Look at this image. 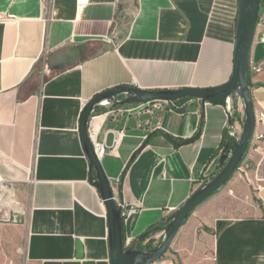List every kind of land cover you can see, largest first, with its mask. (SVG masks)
<instances>
[{"label":"crops","instance_id":"crops-1","mask_svg":"<svg viewBox=\"0 0 264 264\" xmlns=\"http://www.w3.org/2000/svg\"><path fill=\"white\" fill-rule=\"evenodd\" d=\"M237 18V0H0V179L24 210L18 224L0 222L1 258L22 237L26 264H110L107 211L79 132L86 104L120 86L226 84ZM254 66L264 68L256 39ZM249 87L264 113V71L251 70ZM168 104L101 107L90 124L108 149L101 162L118 200L135 209L125 221L128 247L163 226L168 209L212 179L233 147L223 104H207L203 124L200 102ZM232 108L240 133L244 105L234 97ZM145 143L120 198L126 165ZM250 160L247 176L236 174L199 207L156 264H264V149Z\"/></svg>","mask_w":264,"mask_h":264},{"label":"water","instance_id":"water-1","mask_svg":"<svg viewBox=\"0 0 264 264\" xmlns=\"http://www.w3.org/2000/svg\"><path fill=\"white\" fill-rule=\"evenodd\" d=\"M261 4L262 0H237L238 18L235 63L231 79L226 84L208 89L184 88L163 91H145L134 86H120L97 95L86 104L80 117L79 132L84 152L90 163L89 182L97 188L107 211L110 264H156L160 262L169 252L189 217L235 178L238 167L249 154L250 143L257 128L249 78L251 74V54L255 43ZM234 97L239 98L245 110V119L240 133L237 132V119L232 108ZM185 99L201 103L203 108L201 124H203L205 119V106L207 104H223L228 114L227 131L230 134L233 147L228 149V154L222 163V167L215 176L201 185L182 207L166 219L163 226L147 231L128 247L125 240L126 220L123 215V208L119 206L115 189L104 171L101 159L95 153L90 134L91 121L104 102H109L111 107L121 108L133 104L175 103ZM167 136L170 138L168 134ZM171 140L175 143L174 139L171 138ZM193 141L194 139H191L188 142L192 143ZM146 147L147 143L133 155L126 165L117 192L120 198L125 175L129 167L135 157ZM160 232L164 233V239L160 246L154 249L139 248L141 244H145V242ZM77 249V258L83 260L84 253L80 242L77 243ZM85 264L94 263L86 262Z\"/></svg>","mask_w":264,"mask_h":264},{"label":"built area","instance_id":"built-area-1","mask_svg":"<svg viewBox=\"0 0 264 264\" xmlns=\"http://www.w3.org/2000/svg\"><path fill=\"white\" fill-rule=\"evenodd\" d=\"M255 39L264 44V4H261ZM251 70L260 74L264 71V68L263 66H254L253 68L251 67ZM101 106H109V102H104L101 104ZM256 123L257 128H260V130H257L255 132L250 143L249 154L244 158L243 162L238 167L236 172L237 174L242 176H247V173L251 168L250 159L252 157V154L259 153L264 149V113L256 114ZM92 142L96 155L99 157V159H102L108 152L106 145L101 142L94 141L93 139ZM222 153H225L224 150H222ZM117 202L119 206L123 208V215L125 217V220L128 216L135 212L134 208L129 209L128 206L124 202L118 200V198ZM176 211V208L168 209L169 214H173ZM21 215H24V210L16 199L14 186L0 179V222L18 224L20 222Z\"/></svg>","mask_w":264,"mask_h":264},{"label":"rangeland","instance_id":"rangeland-1","mask_svg":"<svg viewBox=\"0 0 264 264\" xmlns=\"http://www.w3.org/2000/svg\"><path fill=\"white\" fill-rule=\"evenodd\" d=\"M168 105L171 106L172 104L169 103ZM178 109L185 110L187 109V107H178ZM222 150L223 149H221V151ZM14 237L18 238L19 236L17 237L16 235H14ZM163 239L164 233L160 232L155 237L145 242L144 247L146 249H154L162 244ZM5 249L7 250V253L11 254L12 256L1 258L0 253V264H26L24 259V242L22 237L21 241H19L18 244L16 243L15 245H6Z\"/></svg>","mask_w":264,"mask_h":264},{"label":"trees","instance_id":"trees-1","mask_svg":"<svg viewBox=\"0 0 264 264\" xmlns=\"http://www.w3.org/2000/svg\"><path fill=\"white\" fill-rule=\"evenodd\" d=\"M264 4V0H262V5ZM230 145L232 146V142H230ZM225 148H226V146H225Z\"/></svg>","mask_w":264,"mask_h":264},{"label":"bare ground","instance_id":"bare-ground-1","mask_svg":"<svg viewBox=\"0 0 264 264\" xmlns=\"http://www.w3.org/2000/svg\"><path fill=\"white\" fill-rule=\"evenodd\" d=\"M93 126V125H92ZM92 131H94V130H92Z\"/></svg>","mask_w":264,"mask_h":264}]
</instances>
